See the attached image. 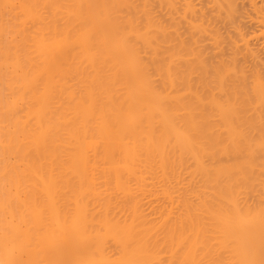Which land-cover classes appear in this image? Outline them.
Listing matches in <instances>:
<instances>
[{"label": "bare ground", "instance_id": "6f19581e", "mask_svg": "<svg viewBox=\"0 0 264 264\" xmlns=\"http://www.w3.org/2000/svg\"><path fill=\"white\" fill-rule=\"evenodd\" d=\"M178 3L0 0V264H264V82Z\"/></svg>", "mask_w": 264, "mask_h": 264}, {"label": "rangeland", "instance_id": "374dc122", "mask_svg": "<svg viewBox=\"0 0 264 264\" xmlns=\"http://www.w3.org/2000/svg\"><path fill=\"white\" fill-rule=\"evenodd\" d=\"M218 1L216 0L215 3L214 0H179L180 3H178V6L180 4V11H186L184 13L187 16H185L186 19L184 18L185 20L182 21V28H185L182 29V34H184L182 35L183 38L185 37L184 39H186V41L188 39L187 42L190 40L193 41L192 39L197 41L195 42L196 44H193L194 46L197 45L195 47L202 53L203 59L205 58V61L209 60L207 62L208 65L209 62H212V64L215 63V65L219 63L218 65L221 66L220 62L224 64L225 60H228L226 61L228 64L230 61L228 66H233V68L237 69L235 70L236 73H230L231 75L228 74V76L239 74L235 76V79L234 77L233 79L229 77L232 79V82L231 79L226 76L228 83H234L235 80H237L235 83H240V79L244 78L241 80V83L247 82L246 84H249V87L250 85L252 86V80L258 76L261 77L264 82V0ZM225 2L228 3L226 4ZM228 4L229 6H227ZM187 6L193 11H191L190 8L186 10ZM188 20H190L191 23H196L197 20V24L201 23L199 25L200 27H198L200 29L197 28L195 30L192 28ZM189 28H192V30ZM189 32L191 33L189 34ZM198 32L200 34H198ZM189 35H191V37ZM205 49L206 51L203 54ZM231 63L233 64L230 65ZM238 68L240 69L238 70ZM243 71H246V75H244ZM254 71H257V73ZM241 72L243 76L241 75L240 77ZM253 73H255V76L253 75L254 77H251ZM238 76L240 79L237 78ZM249 88L251 89V87ZM250 93L249 95H251Z\"/></svg>", "mask_w": 264, "mask_h": 264}]
</instances>
